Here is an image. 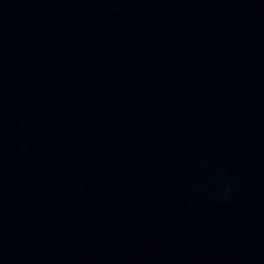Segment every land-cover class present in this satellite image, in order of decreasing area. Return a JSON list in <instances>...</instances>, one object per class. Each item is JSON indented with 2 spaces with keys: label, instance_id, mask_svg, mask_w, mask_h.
<instances>
[{
  "label": "water",
  "instance_id": "1",
  "mask_svg": "<svg viewBox=\"0 0 264 264\" xmlns=\"http://www.w3.org/2000/svg\"><path fill=\"white\" fill-rule=\"evenodd\" d=\"M0 264H264V0H0Z\"/></svg>",
  "mask_w": 264,
  "mask_h": 264
}]
</instances>
